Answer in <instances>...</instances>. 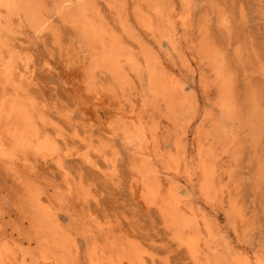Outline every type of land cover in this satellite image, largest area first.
I'll return each instance as SVG.
<instances>
[{"label": "bare ground", "instance_id": "6f19581e", "mask_svg": "<svg viewBox=\"0 0 264 264\" xmlns=\"http://www.w3.org/2000/svg\"><path fill=\"white\" fill-rule=\"evenodd\" d=\"M52 1L59 12L61 20L79 34L83 43L86 45L84 46L88 50L86 51L89 57L88 62L83 64L84 62L81 60L82 65H79L81 69L78 68L79 66L77 67L80 73L74 74L77 75V82L81 88L78 95L75 96L79 98L82 104H88L94 111H98V108L93 103L94 101L90 103L88 98L92 94L95 96L96 84L100 81L103 82L101 79L105 78V75L112 77L116 84L123 90L134 87L135 81L133 77L138 79H142L143 75L146 77L147 88L140 107L137 110L132 109L129 114L119 110L120 114L117 117V121L115 118L114 122L102 125L104 127L100 129L107 134H111V136H115L118 131H121L122 140L125 145L132 146L135 143L137 144L133 149V153L136 156L134 159L137 160L132 165V168L130 167L132 169L130 171L132 173L130 183L132 193H134L137 199L139 198L140 203L146 208L153 207L158 212L164 231L168 240L172 242V245L176 248L183 249L187 255L186 257L191 260L192 264H264V257L249 253L244 248L237 254H230V248L223 243L219 233L212 227L209 220L206 219L207 216L205 218V215L199 211L200 208H194L188 198L179 193L175 184L169 182L171 185L165 188L164 184L162 185V176L163 174L165 175L164 172H166V175L167 173H179L180 156H170L165 161L163 166L164 171H160L154 166L151 144L155 142L156 136L154 137V134L157 126H147L144 112L147 107H156L158 109L163 104L165 111L173 115H180L188 107H192V113H195L197 102L184 95V83L177 76L179 73L165 71L166 68L158 59L156 53L150 47L148 48L143 44L139 37V32L128 22L127 16L130 8L127 9V4L122 2L117 5L113 0H104V5L106 4L107 6H105L106 9L108 8L111 12L113 11L112 13L115 12L116 14L115 20L117 23H115L117 27H115L116 25H112L114 23L111 24L104 17V19L101 18L97 6L89 3L87 0ZM172 1L136 0L133 6V13L131 14H135L138 23L137 26L139 25V28L143 32L154 37L157 35L159 38H165L166 41L171 43V51L175 53L174 51H178L176 39H180L177 31L178 27L181 29H187L189 27L193 4L192 0H180L182 2L181 5H184L183 8H185L181 11L176 8ZM47 2L45 0H0V164L6 167L5 170L12 172V174L19 178L21 184L19 197L20 202L22 201L18 206L21 218L18 223L12 226V230L16 232V236L13 237L12 232L6 233L5 229L0 226V264H158V260L163 264H168V258L170 257L168 253L171 249H168L164 255L158 256L152 249V243L146 244L135 237L115 233L114 226L110 221L101 222L88 219L84 205L89 199V191L82 185L81 179H76L74 174H72L73 176L71 175L68 169L70 166L68 167L66 158L68 157L69 159V156L75 155L78 160L86 164L85 166L88 165L95 169H100L101 167L98 165L97 159H101L107 164H114V159L106 154L105 149L107 145L93 144L94 139L91 141V137L87 139L85 136L79 135L81 131L74 133L73 137L76 141L85 143L88 148L86 147L87 149H83L84 151L82 152L81 150L71 152L68 150L69 148L65 149L64 147L66 146L65 144L68 138V136L65 138L66 134L62 131L65 128L61 129L55 122L48 119L46 114L50 113V118L53 110L51 109L52 112L48 111L49 113L45 114L44 111L48 107L44 106L45 104L38 107L35 98L32 96V90H29L31 95L28 92L27 86L32 83L34 69L36 68L33 69L32 64L28 60L30 58L27 59L13 54L10 45L15 39L13 41L10 40L11 42L9 39L14 32V28L20 29L24 33L31 31L33 34L43 32L44 29H47L50 24L49 21H51L48 15ZM49 2L48 4H51ZM70 2L73 4L72 10L65 11V7ZM198 2L196 1L197 4ZM212 10L214 12V9ZM212 10L209 9V11ZM194 11L196 10L194 9ZM54 12H56L55 9ZM203 15L202 17H204ZM229 21L232 22L231 20ZM219 25V28L222 27L221 29H226L228 32L229 23L226 16L219 21ZM204 29L202 30V35L204 36L202 38L204 39L197 43V51L198 57L204 58L209 65L208 69L212 77L209 83L214 86L217 92L214 105L226 111L227 119L230 121H240L241 111L239 108L240 105L236 100L238 89L236 91L235 72L229 68V63L227 64L225 62L219 44L216 40L214 41L212 39L215 36H210L206 28ZM191 31L187 32L191 33ZM16 36L18 37L17 40L23 37L19 36V34ZM197 38L195 36V40ZM25 44L22 46L20 44L18 45L20 49H24ZM14 45L16 47L15 42ZM28 48L30 49V46ZM32 48L34 49V47ZM183 49L185 51L184 47ZM193 53L192 55L195 56V53ZM236 57L238 60H241V56L237 55ZM183 59L185 65L188 66V59ZM73 61H75V58H73ZM48 67L50 69L49 65ZM168 69L170 70V66ZM257 71L264 81V67L259 66ZM65 81L70 82L69 79ZM250 93H253L249 97L252 112H249L250 115L248 116H250V121L248 123L252 126L259 120L260 116H258V113H260V104L258 105L259 101L255 93ZM44 107L47 108L45 109ZM41 108L45 110L43 111ZM60 114L67 116L68 113L60 112ZM61 119L62 117L60 119L58 118L60 126H62L61 121L63 120ZM52 120H56V118L54 117ZM97 120L98 122L96 124L101 126L102 122L100 119ZM75 124L77 125V123ZM64 125L63 127H66ZM51 128L56 130L55 135L51 134L53 131L50 133ZM77 128L79 129V127ZM220 128L223 129L222 127ZM90 133L92 134V132ZM68 139L67 144L69 142L71 143L70 146L75 144L76 141L74 139L71 137ZM71 139L75 142L73 143ZM207 152L208 156L210 158L212 157V160L215 159L216 156L211 145L208 146ZM198 158L199 161L195 166L196 169L188 167L186 174L190 180H193L198 171L202 172V193L206 202H209L212 200L211 197L216 193L215 182L216 178L220 177V173H217V167L215 166L217 164H213L214 161L210 162V159L202 158V146L198 150ZM37 162H41L42 165L49 162L50 166L52 165L51 167L53 169L55 168L62 176L63 187H60V185H52V183L47 188L41 180L35 178L33 175L35 170L33 171V169ZM90 167L89 169H92ZM262 169L261 178L264 180V168ZM109 171L102 170L101 168L102 174L99 173V170L96 172L101 176H107L103 177L107 180L106 178L111 176L108 173ZM71 172L74 173L73 170ZM83 179L85 178L83 177ZM176 184L179 183L176 182ZM233 204V208L238 211V207L236 206L238 202ZM59 211H62L65 217L71 221L70 224L63 222L60 218ZM222 237L224 238V236ZM80 240H83L85 244V249L83 250Z\"/></svg>", "mask_w": 264, "mask_h": 264}, {"label": "rangeland", "instance_id": "374dc122", "mask_svg": "<svg viewBox=\"0 0 264 264\" xmlns=\"http://www.w3.org/2000/svg\"><path fill=\"white\" fill-rule=\"evenodd\" d=\"M45 1H50L49 3H51H46L48 5L47 10H49L48 15L51 19L48 28L36 34H33V32L31 33V31H26L24 33L20 29L14 28V32L12 33L14 36L11 35L9 41L15 39L13 42L10 41L13 54L20 55L27 59L30 58L28 60L32 64L33 69L36 68L34 69L32 83L29 84L27 88L28 92L32 90L34 94H32V96L35 98L38 107L44 104V106L48 107L47 110H45L47 107H44L45 109L41 108L43 111H46H44L45 114L52 112L51 109L53 110V114L50 115V118V113L46 114L47 118L55 122L61 129L65 128L62 129L64 134H66L65 138L68 136V138L71 137L74 139V133L81 131L79 135L85 136L87 139L91 137V141L94 139L93 144L107 145L105 152L109 157L114 159V164H107L101 159H97L98 165L101 167L99 166L100 169H95L88 165V167L85 166L86 164L78 160L75 155L69 156V159L68 157L66 158V163L68 167L70 166L68 169L71 175L74 174L76 179H81L82 185L89 191V202L87 201L84 205V210L86 209L85 212L88 219L101 222L110 221L114 226L115 233L135 237L146 244L152 243V249L158 256L164 255L168 249H171L168 253V255L170 254L168 264H192L191 260L186 257L187 255L183 249L174 247L172 242L168 240L161 219H159L160 216H158V212L153 207L146 208L140 203L139 198L137 199L134 193H132L130 187L132 173L130 171H132V165H134L137 160L134 159L136 156L133 153V149L137 144L135 143L132 146L125 145L122 140L121 131H118L117 135L111 136V134H107L102 130L104 127L102 125L114 122L115 118L117 121V117L120 114L119 110L129 114L132 109L137 110L140 107V103L142 102V98H144V93L147 88L145 75H143L142 79L133 77L135 81L134 87L124 90L116 84L112 77L105 75L106 77L103 78V76V79H101L103 82L100 81L96 84L95 96L93 94L89 95V98L87 96L90 103L94 101L93 103L95 107L98 108V111H94L88 104H82L79 98L76 97L81 88L77 82V75L74 74L80 73L79 69L81 68L79 65H82V62H84L83 64L88 62L87 47H85L86 45L83 43L79 34L61 20L53 1ZM87 1L97 6L101 18L104 17L106 21H109L111 24L114 23L112 25H116L115 27H117V22L115 20L116 14L115 12L112 13L113 11L111 12L108 8L106 9L107 6L106 4L104 5V0ZM113 1L117 5L122 2L127 4V9L130 8L127 16L128 22L139 32L138 34L143 44L148 48L150 47V49L156 53V56L166 68L165 71L168 70L169 73L175 71L176 74H180L177 76L181 78L182 80H180L184 83V95L197 102L195 113H192V107H188L178 115L180 118L177 115L165 111L163 104H161L162 106L160 105L158 109L156 107H147V109L149 108L148 111L146 109L144 112L147 126H157V129L159 128V130L155 129V142L151 144L154 166L160 171H164L163 166L170 156H180L179 173H167V176L166 172H164L165 175L163 174L162 176V185L164 184L165 188L171 184H175L179 193L188 198L190 204L193 205L194 208H200L199 211L205 215V218L207 216L206 219L209 220L212 227L219 233L223 243L230 248V254H237L244 248V250H247L249 253L264 257V180L261 178L262 168H264V81L257 71L259 66L264 67V0H215V2L214 0H192L193 5L191 8L190 25H192L193 28L190 27V25L187 29L178 27L177 31L180 39H176L178 51H174L175 53L171 51V43L166 41L165 38H159L157 35H155V37H157L155 38L143 32L139 28V25L137 26L138 23L135 14H131L133 13V6L136 0H129L130 7L128 5V0ZM131 1H133V5ZM167 1L170 2V0ZM196 1H199L198 4ZM71 2L67 4L65 11L72 10L73 2ZM172 2L178 10L182 11L185 9L183 8L184 5H181L182 2L180 0H173ZM53 7L56 12H54ZM194 9L196 11H194ZM209 9H214V12L213 10L209 11ZM51 13L53 14L51 15ZM202 15L204 17H202ZM225 16L229 23V33L226 29H221L222 27L219 28V21L224 19ZM134 21H136V23H134ZM204 28L210 33V36H215L210 38L214 41L216 40L219 44L225 62H227V64L229 63V68L235 72L236 91L238 89L236 100L240 105L239 108L241 111L240 121H230L227 119L226 111L214 105L217 92L214 86L209 83L212 78L208 69L209 65L204 58L198 57L197 51V43L204 39L202 38L204 37L202 35V30H205ZM185 30L188 32L192 31L191 33L187 31L185 33ZM196 30L198 31L196 32ZM29 32L34 36L31 35V37ZM43 33L44 35H42ZM18 34L26 39L22 37V39L17 40L18 37L16 35ZM195 36L198 37L196 40ZM161 39L162 41H160ZM23 43H26V48L20 49V46L24 45ZM18 44H20V46ZM179 44L185 48V51ZM29 46L30 49L28 48ZM32 47H34V49ZM222 47L224 48L222 49ZM242 48H245V52L242 51ZM192 52L195 53V56L192 55ZM186 54L187 56H185ZM236 54L241 56V60H238ZM73 58H75L76 62L73 61ZM183 58L188 59V66L185 65ZM81 60L83 61L80 62ZM169 66L170 70L168 69ZM35 71L37 72L35 73ZM67 79H69L70 82L67 81V83L65 81ZM250 92L255 93L259 101L258 105L260 104V113H258V116H260L259 120L252 126L248 123L250 121V116L248 115L252 112L250 109L251 101L249 97L253 93ZM29 94L31 95L30 92ZM60 112H64L65 114L68 113V117L60 114ZM53 115L56 120H52L54 118ZM61 117L64 120L61 119L62 126L59 125L60 122L58 123V118L60 119ZM69 117H71V120ZM97 119H100L103 123H101V126L96 124V122H98ZM75 123H77V125ZM127 124L129 125L128 122ZM63 125L66 127H63ZM77 127H79V129ZM51 129L50 133L53 131L54 133L52 132L51 134L55 135L56 130H54V128ZM66 129L68 130L66 131ZM108 130L112 131L111 129ZM90 132H92V134ZM68 138L67 141L69 140ZM67 141L64 148H69L68 150L71 152L80 150L82 152L88 148L85 143H80L75 140L76 143L72 140L76 145L73 144L70 146L71 143L69 142L70 144L68 143V145ZM210 145L216 156L213 160L212 157L210 158L208 156L207 152L208 146ZM200 146H202V158L210 159V162L214 161L213 164L215 163L218 165H215L217 167V173H220V177H217L215 182V187L217 189L216 193L214 196L212 195V200L209 202H206L202 193V172L198 171L193 180H190L186 174V169L188 167L196 169L195 166L199 161L198 150ZM48 163L49 162L43 163L44 165H42L41 162H37L33 169V171L35 170L33 172L34 177L41 180L47 188H49L52 183V185H60V187H63L62 176L55 168L54 170L51 167L52 165L50 166V163ZM89 167L93 170L89 169ZM101 168L106 171L112 170L108 172L111 176L106 178L107 180L103 178L107 176L100 175L102 174ZM5 169L6 167L0 164V226L5 229L6 233L12 232L13 237H15L16 232L12 230V226L18 223L21 218V214L18 211V206L22 202H20L19 197L21 184L19 178ZM45 169L50 173H47ZM71 169L74 173L71 172ZM98 170L100 174L96 172ZM112 172H115L116 175ZM77 175L78 177H76ZM112 176L113 178H111ZM83 177L85 179H83ZM111 179L114 180L112 181ZM176 182L180 185L176 184ZM236 201L238 202V204H236L238 211L233 208V203H237ZM210 203L212 204L210 205ZM59 214L64 223H71L62 211H59ZM222 236H224V238ZM80 243L82 250L85 249L83 240H80ZM165 247L166 249H164ZM157 263L163 264L159 260Z\"/></svg>", "mask_w": 264, "mask_h": 264}]
</instances>
